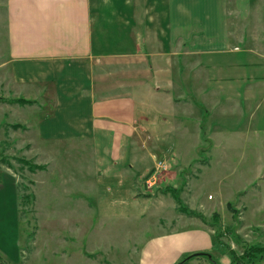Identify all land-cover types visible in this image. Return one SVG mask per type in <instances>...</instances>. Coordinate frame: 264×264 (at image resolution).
<instances>
[{"label":"rangeland","instance_id":"obj_1","mask_svg":"<svg viewBox=\"0 0 264 264\" xmlns=\"http://www.w3.org/2000/svg\"><path fill=\"white\" fill-rule=\"evenodd\" d=\"M236 1L227 0L229 28L237 36L243 30L249 47L252 36L262 35L264 0H238L242 10ZM5 2L0 0V184L9 183L14 197L2 191L0 226L9 246L18 234V261L0 251V264H162L165 250L181 245L185 233L199 237L203 223L213 230L210 253L218 264L226 257L229 264H264V250L242 256L250 246L264 245V103L256 108L253 131L252 123L231 122L217 111L210 117L198 95L176 99L167 91L161 97L169 103L161 104H183L184 111L163 107L145 115L140 130L118 145L101 134L95 142L40 139L22 123L26 104L13 100L21 97L7 62ZM49 90L47 84L46 103H52ZM154 159L167 169L147 186ZM37 165L43 169L31 170ZM177 197L206 221L185 213Z\"/></svg>","mask_w":264,"mask_h":264},{"label":"crops","instance_id":"obj_2","mask_svg":"<svg viewBox=\"0 0 264 264\" xmlns=\"http://www.w3.org/2000/svg\"><path fill=\"white\" fill-rule=\"evenodd\" d=\"M5 1L11 80L18 83V97L34 101L24 105L22 123L38 138L95 142L101 134L118 145L140 130L145 115L163 107L182 110L183 104H161L169 103L163 99L172 91L176 99L198 95L210 117L217 111L231 122L252 123L256 131V108L264 103V24L247 47L244 31L237 36L229 28L227 0ZM203 79L202 88L195 85ZM47 84L52 103L42 99ZM2 191L14 197L9 183L0 184L5 198ZM203 228L199 237L185 233L179 246L161 245L162 264L197 252L212 255L214 233ZM4 232L0 226V251L18 261V234L9 246Z\"/></svg>","mask_w":264,"mask_h":264},{"label":"trees","instance_id":"obj_3","mask_svg":"<svg viewBox=\"0 0 264 264\" xmlns=\"http://www.w3.org/2000/svg\"><path fill=\"white\" fill-rule=\"evenodd\" d=\"M13 100H14V102H17L18 104H33L34 103L33 100H28V99H24V98H16ZM13 100H11V101H13ZM19 126H20L19 124L14 125V127H19ZM39 167H40V170L43 169L42 166L37 165V166L31 168V170L35 169V171H36V169H39ZM177 199H179V198L178 197L176 198L175 204L181 205V207L185 213H187L189 216H196L197 215V217L201 218L203 222L206 221L205 217L202 216L201 213H199L198 211H194L193 209H190L188 206L185 207L183 204H180L181 200L180 199L177 200ZM227 207L231 208L230 202L227 203ZM211 216L214 219L218 220L219 216L216 212H213ZM263 250H264V245L263 246H250L247 250L244 251V253H242L243 254L242 256H243V258H245L246 256H250L252 254L255 255L254 254L255 252H263ZM229 254L232 255L233 257L235 256L234 252L232 250H229ZM210 256H211V258H210ZM201 259L206 260L208 262V264H213L214 261L216 264H218L212 255L205 253V252H197V254L189 255V256L185 257V259L178 262L177 264H185L189 260H197L198 261Z\"/></svg>","mask_w":264,"mask_h":264},{"label":"built area","instance_id":"obj_4","mask_svg":"<svg viewBox=\"0 0 264 264\" xmlns=\"http://www.w3.org/2000/svg\"><path fill=\"white\" fill-rule=\"evenodd\" d=\"M166 169L167 165H165V162L157 160L154 169L151 171L152 173L150 172V174L144 179L147 186H153L157 180H159L158 177L160 176V173L164 172Z\"/></svg>","mask_w":264,"mask_h":264},{"label":"water","instance_id":"obj_5","mask_svg":"<svg viewBox=\"0 0 264 264\" xmlns=\"http://www.w3.org/2000/svg\"><path fill=\"white\" fill-rule=\"evenodd\" d=\"M210 258H211V256H210ZM213 264H216L215 261L213 262Z\"/></svg>","mask_w":264,"mask_h":264}]
</instances>
